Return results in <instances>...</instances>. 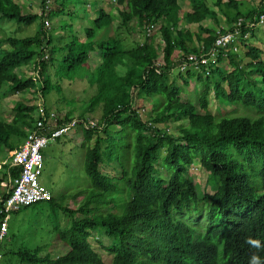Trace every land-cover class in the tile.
Segmentation results:
<instances>
[{"label": "trees", "instance_id": "trees-1", "mask_svg": "<svg viewBox=\"0 0 264 264\" xmlns=\"http://www.w3.org/2000/svg\"><path fill=\"white\" fill-rule=\"evenodd\" d=\"M68 1L57 0L58 3L50 7L47 0H43L39 14L25 13L12 0H0V21L8 19L30 25L41 19L34 36L0 38V54H3L0 98L20 95L38 85L28 76L29 69L24 72L27 76L19 73L32 61L42 66L44 86L41 92L45 97L56 89L51 86L47 71L57 53L64 55L62 66L66 73L76 77L78 70L91 62L92 52L100 62L91 70L88 79L91 85H96L97 93L87 110L89 114L97 110L101 113L99 120L106 125L107 138L97 137L86 153L85 171L93 184L90 195L84 197L78 208H63L70 221L66 228L57 229V232L69 250L55 259L49 255L39 256L27 248L13 255L30 264H264L262 49L251 45L244 57L230 51L228 66L222 64L224 58H218L221 62L218 67L216 64L202 66L198 72L190 71L186 75L179 72L185 84L194 80L203 88L199 105L204 113H199L193 100L181 99L183 87L171 76L172 70L187 60L188 54L199 51L196 38L204 40L202 35L206 33L205 48L212 45L216 32L201 23L208 16L217 20L218 12L214 7L206 2L204 7L194 6V12L184 14L179 0H116L123 7L119 10L123 24L135 21L136 28L145 31L162 22L160 32L164 49L159 55L161 46L153 39L136 42L127 48L122 39L109 34L110 39L95 45V31L107 28L110 33L113 28L114 20L104 9H100L94 20V29L86 31L88 43L76 37L64 46L54 45L51 29L45 27V21L50 22L48 19L52 16L64 12ZM242 2L227 1L228 8L223 12L229 24L239 17L249 19L258 13L259 8L257 10L254 3L245 12L239 10ZM220 5L221 0H217L215 6L220 8ZM232 7L237 12L231 15L228 12ZM182 20L186 24H198L195 35L190 29L181 27ZM43 42L50 52L49 61L42 60L44 51L39 47ZM5 43L8 47L4 49ZM180 52L184 57L179 58ZM246 58L248 61L244 62ZM157 60L163 65L158 67ZM207 70L210 74L205 76ZM212 88L215 98L233 106L232 111L224 115L211 113ZM13 100L16 102L12 119L6 121L0 113V146L9 150L21 145L38 119L36 105H29L20 97ZM148 100L155 107L154 123L187 119L188 124L178 133L169 132V127L152 129L140 119L139 113ZM68 120L69 115H66L59 125ZM113 126H118L119 131H112ZM42 133L49 134V128L45 127ZM130 135L134 137V158L129 173L122 159ZM84 136L86 142H91L94 132L85 130ZM104 149L112 159L116 155L122 167L120 179L101 171ZM162 150H165L164 156ZM233 150L243 153L246 161L234 158ZM196 161L209 173L207 185L213 193H200L198 184L189 174ZM161 166L169 174L168 178L163 175ZM2 168L8 169V165ZM119 195L123 201L118 204ZM7 196L4 192L2 200ZM57 202L50 201L54 209L61 208ZM111 205L121 209L105 212L103 208ZM204 208L208 210L211 224L200 233L198 227L187 223L184 217L189 212L200 214ZM175 213H179V217L176 218ZM218 215L223 220L220 224H217ZM102 236L110 241L105 247L109 261L92 243ZM249 240L258 241V246L248 243ZM100 245L104 244L100 242ZM253 256L258 260L253 261Z\"/></svg>", "mask_w": 264, "mask_h": 264}, {"label": "rangeland", "instance_id": "rangeland-1", "mask_svg": "<svg viewBox=\"0 0 264 264\" xmlns=\"http://www.w3.org/2000/svg\"><path fill=\"white\" fill-rule=\"evenodd\" d=\"M50 1V7H54V5L58 3L56 2L57 0ZM216 1L217 0H179V4L185 14L194 12V6L204 7V3H209V5L214 7L218 12L217 20H214V18H208L203 21L201 25L207 28L214 27L219 29L228 23L226 14L223 12L228 8V0H221V5L219 6L220 8L215 6ZM241 1H243L242 5H239L238 9L245 12L246 8H248L249 5L252 7V3H256L257 0ZM12 2L20 4L25 13H40L42 10L41 4L43 0H12ZM65 6L66 9L64 12L52 16L51 20L48 19L51 22L50 31L53 37V44L56 46H64L76 37L80 38L83 42L88 43L89 40L87 39L86 31L88 29H94V20L98 17V13L102 8L107 13L111 12L115 16L114 30L110 33L107 28H103L101 31H95V45H97L99 41L110 39V37L107 36L109 34L116 35L122 39L127 48L132 47L136 42H143L151 36L154 37V40L157 43L161 42V36L157 33V31H152L151 36H148L142 30H138L136 28L135 21L130 22L128 25L123 24L121 17L119 16V8L114 0H69ZM236 12L237 9L232 7L228 13L232 15V13ZM40 24L41 19H38L30 25L19 24L16 21L2 19L0 21V38L7 35L19 38L34 36L37 33ZM192 24L193 25L189 26V28H191L190 31L195 35V29H198V24ZM252 44L262 49V57L264 59V29L262 27H260V30L257 31L255 38L252 40ZM5 47H7V45H4V49ZM2 55L3 54H0V59ZM63 56V53H57L55 55V61L52 65H50V68L47 71L48 78L49 74L51 76V86L53 88L56 87V89L54 88L55 90H52L45 96L47 109L55 111L60 119L68 113H70L74 118H87V115H89L91 118L100 119L101 113L98 110L92 114H89V111L87 110L90 106L91 98L97 92L96 87L93 85L91 86L88 79L90 78L91 70H93L95 66L99 65L100 61L95 58L94 54L91 52V62L89 65H85V67L78 70L76 77H74L73 73H66L63 68ZM27 68H31V71L27 72L29 76H31L32 72L36 71V67L33 63H31ZM24 72L25 70H23V72L19 71L20 74L22 73V75L27 76ZM256 76H258V74H256ZM71 78L73 79L71 80ZM171 78L175 79L178 85L183 87L181 99H183V101H188L189 99L193 100L199 113H204L203 109L199 105V96L203 88H200V85H197L194 80L185 84L183 77H180L176 71L172 73ZM57 86L60 87V91H58ZM3 88H5V85ZM16 97H20L23 99L22 101L28 104L41 103V90L34 91L29 89L22 92L20 95H10V98ZM209 101V109L213 115H224L233 109L229 103L225 101L220 102L211 94ZM15 102V100H11L8 109L4 111V113L2 112L4 118L7 117L6 119L8 120L12 119L14 115L13 107ZM149 102L146 103L144 107L145 110L141 112V115L145 120H147L154 111L152 103ZM187 124V119H171L169 123L162 126L164 128L169 127V129H171L169 132L178 133L182 126ZM73 129L75 130L70 131L68 135H64L56 141H50L48 146L43 149L44 168L40 177V182L42 186L52 191L53 197H55L54 199L58 200L57 203L61 206V208L54 209V206H52L50 202H38L28 206L20 212L12 214L9 221L8 235L4 240L0 241V264H30L22 262L18 257L13 255L25 248L34 253H38L39 256L49 255L52 259L57 258L58 255L64 254L69 250L68 245L60 240L57 229L66 228L70 221V218L63 211V208H78L84 197H88L93 189L92 181L85 171V159L88 147H92L94 145L95 138L97 137V133H95L94 139L85 144V140L81 133L82 127L78 124ZM112 129L113 131L119 130L116 126H113ZM133 145L134 137L133 135H130L128 137V145L125 148L122 159L123 164L129 173L131 172L134 158L132 151ZM1 149L3 151L8 150L5 146H0V150ZM3 151H0V157L2 156L0 162L9 154L8 151H5L4 153L7 154L3 155ZM232 152L234 158L242 162L246 161L243 153H240L237 150H233ZM163 153L165 152L163 151ZM113 156V159L109 157L106 149H104L103 158L106 164L103 165V171L105 173L111 172V176H115L120 179L122 175V167L119 161L116 160V155L114 154ZM259 166L260 165L258 164L257 168H259ZM161 171L164 176L167 178L169 177L165 168L161 167ZM171 171L173 172L174 170L171 169ZM2 172L4 173V178H0V181L2 182L0 187V196L3 192H6L9 187L6 169L4 168ZM190 174H192L195 182L202 191H208L209 193L213 192L211 187L207 185L209 173L201 167L198 162L191 166ZM118 191L119 194L123 192L121 188ZM124 193L126 192L124 191ZM116 195L117 194L115 193V196ZM120 197L121 196L119 195L118 204L120 201H123V198ZM108 208L105 207L103 209L105 212H107V210L116 212L121 209L120 207H115L114 205H111V207ZM206 211L207 210L204 208L200 214H190L187 219L190 221L187 223H194V225L198 227V231L200 233L205 231L207 226V218L205 217ZM176 214L177 213L174 215L175 217ZM218 219L219 221H217V224L223 222L220 215H218ZM99 241L104 245H100ZM92 243L94 247L104 255V259L109 261L110 256L108 251L105 249V247L110 245L109 239L102 236L93 239Z\"/></svg>", "mask_w": 264, "mask_h": 264}, {"label": "clouds", "instance_id": "clouds-1", "mask_svg": "<svg viewBox=\"0 0 264 264\" xmlns=\"http://www.w3.org/2000/svg\"><path fill=\"white\" fill-rule=\"evenodd\" d=\"M51 1L50 0H47V3L49 4ZM114 2L116 3V5L118 6V8H119V10L121 9H123V7H121L120 5H118L117 4V1L116 0H114ZM209 4V3H208ZM20 5V4H19ZM253 5V4H252ZM254 6H255V8L258 10V8H259V10H258V16H257V14L253 17V18H249V19H245L244 17H239L237 20H235L233 23H232V25L229 27V28H223V26L221 27V28H219V29H216V28H214V27H212L213 29H214V31L216 32V35H215V37H214V40H213V43H212V45L210 46V47H208V48H205V44H204V41H205V38L206 37H208V35L206 34V33H204L203 35H202V37H203V39L204 40H198L197 38L195 39V44L198 46V49H199V51L198 52H196V53H190V54H188V57H187V60H185V61H183V62H181L180 64H178V66L176 67V68H174L173 70H172V72L174 73L175 71L179 74V72H183L185 75L188 73V72H190V71H195V72H198L201 68L200 67H202V66H207V65H212V64H216V67H218V66H220L221 65V62H220V58H224V61L222 62V64L223 65H225V66H228V55H229V52L230 51H232V52H234V53H238L241 57H244L246 54V52H247V50H248V47L249 46H251V45H253L252 44V40H253V38H255V35L257 34V31L258 30H260V27H262L263 29H264V23H261V21H260V18H261V16L262 15H264V0H257L256 1V3L254 2ZM20 7L22 8V6L20 5ZM103 9V8H102ZM111 10V9H110ZM118 10V11H119ZM42 13V10H41V12L39 13V14H41ZM112 18H113V20L115 21V16L111 13V12H109L108 13ZM119 16H120V14H119ZM121 17V16H120ZM115 18V19H114ZM208 18L210 19L211 17H209L208 16ZM207 18V19H208ZM213 19V18H212ZM240 19H243V22H242V26H241V30H240V33L239 34H231V33H234L235 32V30L238 28V23H239V20ZM121 20H122V18H121ZM114 21H113V23H112V25H111V27H113L112 28V30H110V32H112L113 30H114ZM48 21H45V27L47 28V29H51V23L50 22H48ZM123 23V22H122ZM180 24H181V27H186V28H188V29H191V28H189V26H191V25H193V24H186L185 23V20H182L181 22H180ZM121 25V24H120ZM185 25H187V26H185ZM197 25V24H196ZM161 26H162V22L161 21H159V23H157V24H153V25H151V26H149V27H147L146 28V30L144 31V30H142L144 33H146V35H148V36H151V33H152V31H154V32H156L157 31V33H159V35L161 36V42L159 43H157L155 40H154V37L153 36H151V37H149L148 39H150V40H154L157 44H159L160 46H161V48H160V50H159V55H161V53L163 52V42H162V35H161V32H160V29H161ZM197 28H198V25H197ZM138 30H141V29H139V28H137ZM199 29V28H198ZM226 34H230V35H234V37H233V40L231 39L230 40V42H228V44L227 45H224V46H218L216 43H217V39L218 38H221V37H223V35H226ZM116 36V35H115ZM147 39V40H148ZM145 41V40H144ZM4 45H7V43H5ZM4 45H2V47L4 48ZM8 47V46H7ZM6 48V47H5ZM39 49H41V50H43L44 51V56H43V59L42 60H45V61H49V59H50V52H49V50H48V47L46 46V43L45 42H43L42 44H41V46L39 47ZM261 49V48H260ZM214 50H216V54H215V56H212V52H214ZM179 54V58L180 57H184V53L183 52H180V53H178ZM183 54V55H182ZM191 55H195L196 57H197V59L196 60H192V59H190V56ZM204 58H206V62H204L203 61V59ZM219 58V59H218ZM263 58V57H262ZM248 58H246L245 60H244V62H246V61H248L247 60ZM31 63H33L34 65H35V67H36V71L35 72H32V74H31V78L33 79V81H35L36 83H38V85L35 87V88H33V89H31V90H34V91H37V90H42V88H43V86H44V83H43V81H42V79H41V72H42V66L41 65H39L36 61H32V62H30L27 66H25V67H23V69L22 70H25V69H29V71L28 72H30L31 71V68H27ZM156 65L158 66V67H160V66H162L163 65V63H162V61L161 60H157L156 61ZM206 70V69H205ZM205 76H207V75H209L210 74V72L207 70V71H205ZM20 75H22V73L20 74ZM28 76H29V74H28ZM92 86V85H91ZM93 86H95L96 87V85H93ZM96 90H97V87H96ZM35 93V92H34ZM97 93V92H96ZM210 94L211 95H213L214 96V89L212 88V90L210 91ZM32 96H34V95H32ZM215 97V96H214ZM209 98H210V96H209ZM27 99V98H26ZM29 99V98H28ZM149 102V101H148ZM90 103H91V101H90ZM147 103V102H146ZM149 103H151V102H149ZM28 104V103H27ZM34 105H36L37 106V111H38V113L36 114V118H38L37 119V122H36V126L33 128V129H31V130H28L29 132H28V135H27V137H26V139H25V141H24V143L21 145V146H19V147H16L15 149H13V150H10L9 151V154L7 155V157L5 158V159H3V160H1V162H0V170L1 169H4V168H2L3 166H5V165H8V169H6V171L8 170L9 171V173L7 174V178H8V180H9V187H8V190H9V192H8V190L6 191V193H8V196L6 197V199L4 200H2V195H1V198H0V209L4 206V204H5V202L7 201V199L10 197V195L12 194V192H13V190H14V179L16 178V177H18L19 176V174H20V172H21V167L19 166V165H15L14 163H13V158H12V152L13 151H15V150H19L24 144H25V142L27 141V139H28V137L30 136V134L34 131V130H36V131H38L41 135H44L47 139H48V142H47V144H46V146L45 147H43L42 148V150H41V154H42V157H43V168H44V156H43V149L44 148H46L47 146H48V144H49V142L50 141H56L57 139H59L60 137H62V136H64V135H68L69 134V132L70 131H72V130H75V129H73V128H75L78 124L82 127V130H81V133H82V137L84 138V140H85V136H84V131L85 130H88V131H93L94 132V135H95V133H97V137H102V138H104V139H106L107 138V136H106V134H105V132H104V129H105V124H102L101 123V121L99 120V119H95V118H91L89 115H87V118L85 117V118H82V117H80V118H74V117H72V115H71V117H70V113H68L67 115H69V120L68 121H66V122H64L63 124H61V125H59V121H62V120H64L65 119V117H66V115L62 118V119H60V117L56 114V112L55 111H51L50 109H47V107H46V103H45V97H44V95L42 94V92H41V103H33ZM29 105H32V104H29ZM146 105V104H145ZM90 107V106H89ZM145 107V106H144ZM144 107H142L141 109H139V113H140V119L144 122V123H147L152 129H155V128H157V130L158 129H160V128H162L163 126L162 125H164V124H158V123H154L153 122V120L155 119V117H154V112H155V107H154V105L152 104V107H154V111L151 113V115L149 116V118L147 119V120H145V119H143V116L141 115V112L142 111H144L145 109H144ZM233 107V106H232ZM234 108V107H233ZM232 111V110H231ZM79 119V120H78ZM90 122H94L95 123V125H92ZM39 123H42L43 124V127L42 126H40V124ZM166 124V123H165ZM45 127H48L49 128V134H45V133H42V131L45 129ZM116 127H118V126H116ZM66 128V130H64V131H62V132H60L54 139L53 138H51L52 137V134L55 132V131H58V130H62V129H65ZM118 129H120L119 127H118ZM112 131H113V129H112ZM119 131V130H118ZM80 133V132H79ZM80 133V134H81ZM149 133V132H148ZM96 137V138H97ZM96 138H95V140H96ZM93 139H94V136H93ZM87 143H89V142H86L85 141V144H87ZM89 148V147H88ZM163 151L165 152V150H162V153H161V155H165V153H163ZM196 162H198V161H196ZM196 162H194V163H196ZM193 163V164H194ZM199 163V162H198ZM104 164H106L105 163V160L103 161V163L101 164V171L103 172V173H105L104 171H103V165ZM200 164V163H199ZM201 165V164H200ZM162 167V166H161ZM202 167V166H201ZM43 168H42V173H43ZM164 168V167H163ZM191 168V167H190ZM14 170V173H12L11 172V170ZM42 173H41V175H42ZM110 173L111 172H108V173H105V175H107V176H110V177H112L111 175H110ZM189 174H190V169H189ZM41 175H40V177H41ZM190 175H192V174H190ZM194 179V178H193ZM39 182H40V179H39ZM194 182H195V180H194ZM196 183V182H195ZM40 184H41V182H40ZM41 186H42V184H41ZM44 187V186H43ZM210 187V186H209ZM45 188V187H44ZM47 189V188H46ZM49 192H50V194H51V198L50 199H46V200H39V201H35V202H33V203H31V204H29V205H26V206H24L22 209H20V210H18V211H12L11 213H10V215H9V219H8V232H9V221H10V219H11V216H12V214H14V213H17V212H20V211H22L23 209H25V208H27L28 206H31V205H33V204H35V203H38V202H50L52 199H54V197H53V194H52V191L51 190H49V189H47ZM198 190H199V192L201 193L202 192V190L199 188V186H198ZM212 190V189H211ZM213 191V190H212ZM205 192H208V191H205ZM4 193V192H3ZM2 193V194H3ZM209 193V192H208ZM213 193V192H212ZM55 200H57V199H55ZM190 214H192V212H189L188 214H186V216L184 217V220L186 221V222H190V221H188L187 219H188V217H189V215ZM177 217H179V213H177L176 214V218ZM205 217L207 218V226H206V228H208L209 226H210V224H211V220H210V216H209V214H208V210L206 211V213H205ZM1 219H2V215H0V221H1ZM192 223V222H191ZM194 224V223H193ZM206 228H205V230H206ZM8 232H7V235H8ZM7 235L4 237V238H2V239H0V241H2V240H4L6 237H7ZM248 243H251V244H253V245H257L258 246V244H259V242L258 241H253V240H249V241H247ZM253 261H255V260H258V257H256V256H253Z\"/></svg>", "mask_w": 264, "mask_h": 264}, {"label": "built area", "instance_id": "built-area-1", "mask_svg": "<svg viewBox=\"0 0 264 264\" xmlns=\"http://www.w3.org/2000/svg\"><path fill=\"white\" fill-rule=\"evenodd\" d=\"M261 23H264V15L260 18ZM243 19L239 20L238 28L234 33L239 34L241 30ZM48 23V22H47ZM234 35L226 34L217 39L218 46L227 45L230 40H233ZM216 50L212 52L215 56ZM190 59L196 60L195 55H191ZM206 62V58L203 59ZM95 125L94 122H90ZM43 127L42 123H39ZM66 130H58L52 134L51 138H55L60 132ZM48 139L34 130L28 137L25 144L19 149L12 152L13 163L21 167V172L18 177L14 179V190L10 197L0 209L2 219L0 221V239L4 238L8 232V219L12 211H18L24 206L29 205L35 201L46 200L51 198L50 192L41 186L39 179L43 168V157L41 150L46 146Z\"/></svg>", "mask_w": 264, "mask_h": 264}, {"label": "crops", "instance_id": "crops-1", "mask_svg": "<svg viewBox=\"0 0 264 264\" xmlns=\"http://www.w3.org/2000/svg\"><path fill=\"white\" fill-rule=\"evenodd\" d=\"M115 19V18H114ZM233 23V22H232ZM232 24H229V23H227L225 26H223V28H229L230 26H231ZM4 92H6V90H3V93ZM3 97V96H2ZM14 98H10V95L9 96H5V97H3V98H0V113L2 114V112L4 113V111H6L7 109H8V107L10 106V101L11 100H13ZM2 117H3V114H2ZM4 118V117H3ZM7 117H5V120L6 121H9L8 119H6ZM26 139V138H25ZM24 141L25 140H23V142L21 143V145L24 143ZM21 145H19V146H21ZM19 146H17V147H19ZM1 152L3 151L2 149L0 150ZM5 151H8V153H9V149L8 150H4L3 151V155H6L7 153H4ZM2 157V156H1ZM1 157H0V159H1ZM7 156H5V158H6ZM4 158V159H5ZM4 169H1L0 170V178H4L3 177V175H4V173L2 172ZM9 173V171L7 170V174ZM2 182L0 181V184H1ZM1 187V186H0ZM8 192H9V190H8ZM0 198H1V196H0ZM55 198V197H54Z\"/></svg>", "mask_w": 264, "mask_h": 264}]
</instances>
